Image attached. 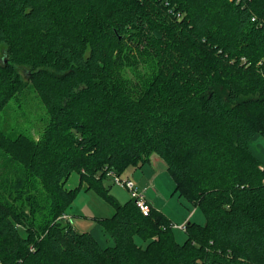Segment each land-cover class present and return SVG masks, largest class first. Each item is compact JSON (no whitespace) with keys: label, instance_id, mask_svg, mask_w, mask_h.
I'll return each instance as SVG.
<instances>
[{"label":"trees","instance_id":"16d2710c","mask_svg":"<svg viewBox=\"0 0 264 264\" xmlns=\"http://www.w3.org/2000/svg\"><path fill=\"white\" fill-rule=\"evenodd\" d=\"M1 43L0 112L23 64L50 118L37 139L0 128L22 165L16 194L0 193V264H264V163L249 146L264 136V0H0ZM140 61L150 73L125 75ZM152 154L205 215L183 242L104 181ZM82 188L115 207L94 218L114 245L60 218Z\"/></svg>","mask_w":264,"mask_h":264},{"label":"rangeland","instance_id":"374dc122","mask_svg":"<svg viewBox=\"0 0 264 264\" xmlns=\"http://www.w3.org/2000/svg\"><path fill=\"white\" fill-rule=\"evenodd\" d=\"M140 1L144 2V0ZM3 55L4 45L1 43L0 57ZM17 68L20 76L26 82V86L0 112V128L14 137L20 133H24L37 139L41 135L46 122L49 120L50 114L40 95L28 79V68L23 64H18ZM151 70L149 63L140 61L135 66L126 68L124 73L127 76L136 77L137 74H148ZM262 139L264 140V136ZM135 168L130 167L127 169L122 174V177H129L138 185L151 184L146 191V196L148 195L150 199H153L159 210L168 215L175 224H181L186 218L188 219L185 223L193 221L205 223L206 218L202 210L183 195H180L179 192L175 191V180L169 172L166 162L160 156L152 154L150 162ZM21 170L22 165L17 159L0 148V193L5 196L4 198L11 199L10 196L16 194L12 190L10 195L7 196L10 191L8 187L9 180H16ZM104 181L108 185L110 193L119 202L124 203L131 198L128 189L114 182L113 177L108 176ZM79 184L80 174L78 171H73L66 181V187L75 188ZM39 189L40 185L36 182L32 191L38 193ZM114 211L115 207L102 195L93 189L85 190L82 188L78 192L72 207L66 212L71 215V218L65 219L62 216L63 214L60 218L65 221L70 220L78 230L84 231L89 230L95 222L90 217L111 216ZM84 214L88 216H83ZM174 232L179 242H183L187 237L185 229L183 228L175 226Z\"/></svg>","mask_w":264,"mask_h":264},{"label":"crops","instance_id":"0c3cea01","mask_svg":"<svg viewBox=\"0 0 264 264\" xmlns=\"http://www.w3.org/2000/svg\"><path fill=\"white\" fill-rule=\"evenodd\" d=\"M262 138H263L262 135L256 133L251 138V140L249 142V146H250V149L253 152V154L255 156H257L264 163V140ZM138 170H139V168H138ZM150 185L151 184H144V185L139 184L140 187H147V190L149 189ZM147 198L150 201V203L159 210V208L156 206L154 200L150 199V197L148 195H147ZM86 215L84 214L83 216H86ZM70 218H71V215H70ZM90 218H93V220H95L94 219L95 217H90ZM187 219L188 218H186L185 221ZM185 221H183L182 223H185ZM74 227L77 228L75 225H74ZM88 231H90L94 235V237L98 240V242L104 247L109 246V245H114V243H115L114 238L105 230L104 226L102 224H100L99 222H97L96 220H95L94 224L92 225V227Z\"/></svg>","mask_w":264,"mask_h":264},{"label":"built area","instance_id":"2783aa9c","mask_svg":"<svg viewBox=\"0 0 264 264\" xmlns=\"http://www.w3.org/2000/svg\"><path fill=\"white\" fill-rule=\"evenodd\" d=\"M179 16H181V14H179ZM107 176L113 177L114 182H116L117 184L125 186L140 209L145 214L149 213L151 204L146 196L147 187H140L131 178H123L122 175L116 173L112 169H109L107 171ZM62 216L65 219H70V215H68L67 213H64ZM174 226L186 229V223L174 224Z\"/></svg>","mask_w":264,"mask_h":264},{"label":"water","instance_id":"95a60500","mask_svg":"<svg viewBox=\"0 0 264 264\" xmlns=\"http://www.w3.org/2000/svg\"><path fill=\"white\" fill-rule=\"evenodd\" d=\"M5 61H7V58H5Z\"/></svg>","mask_w":264,"mask_h":264}]
</instances>
